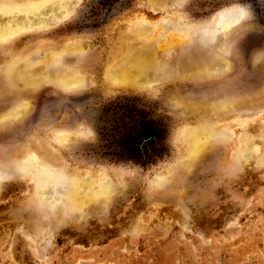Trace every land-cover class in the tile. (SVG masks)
<instances>
[{
  "label": "rangeland",
  "instance_id": "obj_1",
  "mask_svg": "<svg viewBox=\"0 0 264 264\" xmlns=\"http://www.w3.org/2000/svg\"><path fill=\"white\" fill-rule=\"evenodd\" d=\"M32 10L0 36V264H264V0H0Z\"/></svg>",
  "mask_w": 264,
  "mask_h": 264
},
{
  "label": "bare ground",
  "instance_id": "obj_2",
  "mask_svg": "<svg viewBox=\"0 0 264 264\" xmlns=\"http://www.w3.org/2000/svg\"><path fill=\"white\" fill-rule=\"evenodd\" d=\"M35 9L36 8L34 7V10ZM34 10H32L33 12L27 11V13H24V15L17 14V16H14V17L12 16L8 18L7 20H3V19L0 20V36H2L3 38L11 36L15 32L20 31L22 28H27L29 26H32L33 24L43 21V19L40 18L41 15H39V12L34 11ZM46 13H43V14H46ZM27 19H31V20L27 21Z\"/></svg>",
  "mask_w": 264,
  "mask_h": 264
}]
</instances>
